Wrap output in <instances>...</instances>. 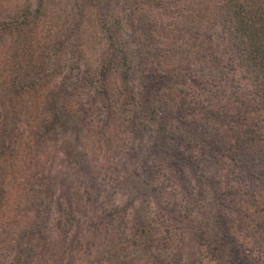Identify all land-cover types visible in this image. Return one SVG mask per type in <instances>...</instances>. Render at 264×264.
Returning a JSON list of instances; mask_svg holds the SVG:
<instances>
[{"label": "rangeland", "instance_id": "rangeland-1", "mask_svg": "<svg viewBox=\"0 0 264 264\" xmlns=\"http://www.w3.org/2000/svg\"><path fill=\"white\" fill-rule=\"evenodd\" d=\"M167 1L51 0L32 44L13 36L0 46V89L34 64L43 74L18 96L16 128L0 141V264H264V171L251 177L218 155L227 126L203 113L230 112L227 101L253 96L264 74L248 60L215 68L219 55L230 63L216 17L183 35L179 20L190 27L197 13ZM73 4L86 5L81 17ZM153 21L158 29L143 30ZM218 198L223 213L213 212ZM17 243L21 260L9 254Z\"/></svg>", "mask_w": 264, "mask_h": 264}, {"label": "trees", "instance_id": "trees-1", "mask_svg": "<svg viewBox=\"0 0 264 264\" xmlns=\"http://www.w3.org/2000/svg\"><path fill=\"white\" fill-rule=\"evenodd\" d=\"M35 1L36 3L33 7V2ZM35 1L13 0L12 2L15 3V5H13L14 8H11L9 12L7 9L1 7L3 1L0 0V46L7 44L9 42L8 39L13 36L18 37L16 42L18 46H20L21 42L25 44L24 47L32 44L27 43V40L30 37L28 33L35 26V24L41 22V19L47 16L48 6L51 4V0ZM88 1L92 2V4H99L102 0ZM170 2V0L167 1L169 4ZM180 2L182 3L183 0H177L173 5H179L182 10L184 9V11L187 7L188 9L194 10V12L197 13L198 18V20L192 18V22L189 24L190 27L186 25L188 24L186 23V19L188 17L183 18V20H179L181 28H184L183 35L187 34L192 28H196L194 31L198 33V30L204 25V20L208 17L209 19H211L210 17H216V21L214 19L215 24H213L214 28L218 30L219 26H221L222 31L217 35L221 44H223V48L227 50L224 51V53L228 55L230 54V63L228 62L227 64H222L224 58L219 55L215 68H218V70H232V68H235V60L241 62L242 66H245L248 60L251 66L248 67L250 71L253 69L254 72L255 68H259V70H261L264 74V0H187V3L185 4L187 7L185 8L180 4ZM160 4L161 2L158 3V5ZM166 7L168 10L172 8V6ZM86 8V5L81 8L80 4H73V6H71L73 13L79 17H81V14L85 12L84 9ZM158 10H160L159 7ZM71 23L72 20H70L69 28L71 26L75 28H79V26H81V21H74L73 24ZM184 24L187 27H185ZM132 25L134 26V24ZM156 26L157 22L153 21L150 24L147 23V25H142V28L147 31L148 28H156ZM158 27L156 29H158ZM103 28L107 32H110L112 28L115 29L116 27L113 25L108 26V23L104 21ZM67 29L66 25L63 24L59 28V31L61 30L64 32ZM205 33L209 38L213 37L209 31L206 30ZM36 37L37 36H35V38ZM109 38H111V45L115 50L124 52L119 49L118 41H116V39L114 41L112 33ZM29 39V42L34 40L32 38ZM61 44L64 43L61 42ZM124 60L125 66H128L126 68L131 69L132 67H130L127 63V60ZM42 76V70L37 68L34 64L33 66H30L27 71L24 70V72L18 75L15 79L7 81L6 86L0 89V91L2 90L0 93V102L2 104L0 105V108H3L2 114H4L2 117L3 120L0 121V127L3 128L0 129L1 142L8 138L12 130L14 131L16 128L15 117L17 115L16 102L18 101V96L22 95L23 99L21 102L23 103L24 91L26 92L28 88L36 85ZM123 77L126 81H128L130 75L127 70L124 71ZM255 78V82L251 85L254 92L253 96H248L249 94H247L246 90L245 92L242 91L240 94L235 96V99L227 101L231 105L230 108L233 106L232 108L234 110H230L232 113H230L229 110L221 112L214 109V107L205 108L203 113L207 118L216 119L218 122H221V124H226L227 126L225 127L223 134H216L215 136H218L219 138L216 140V143H214L216 151L219 153L218 155L221 154L222 156L225 155L226 157H229V159L236 165L243 167L244 170L247 171L246 173L251 177L258 178L256 175L258 167L261 166L262 171H264V147L260 146L261 142L264 141V135L262 133L264 126H259L262 120L260 118V114L262 111L264 112V82L261 80L260 74H256ZM149 88L150 86L148 85L145 87V90ZM242 89L237 87V90L239 91ZM219 99L221 101L223 98H218L217 100ZM150 108L151 107H147L145 109L149 110ZM54 111L57 112V110ZM228 119H230V121H228ZM205 140L207 141L208 137H205ZM7 150L8 146L3 144L0 149V158L1 156L3 158L8 156ZM4 190L5 187L1 184L0 202L4 201ZM221 198L223 197L221 196ZM220 200L221 199L218 198V200L213 203V212L221 210L223 213L224 208H222L221 205L219 209L217 208ZM220 218H222V216ZM31 230L27 227L23 236L26 237L29 234L34 235L32 233L34 231V227ZM31 242L32 241H29L31 249L34 246H47L46 242H37L35 244ZM17 244L18 245H15L14 249H12L14 251H10L9 247L6 249L4 247V249L6 251H10V256L14 252L13 255L19 257L17 260H21L23 256L20 253H15V250H17V248L24 249L26 244Z\"/></svg>", "mask_w": 264, "mask_h": 264}]
</instances>
